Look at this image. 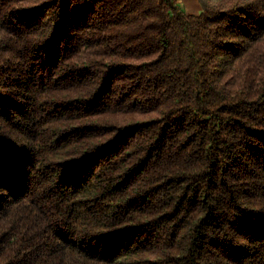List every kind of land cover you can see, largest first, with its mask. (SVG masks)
<instances>
[{
	"label": "trees",
	"instance_id": "16d2710c",
	"mask_svg": "<svg viewBox=\"0 0 264 264\" xmlns=\"http://www.w3.org/2000/svg\"><path fill=\"white\" fill-rule=\"evenodd\" d=\"M0 0V264H264V0Z\"/></svg>",
	"mask_w": 264,
	"mask_h": 264
},
{
	"label": "crops",
	"instance_id": "0c3cea01",
	"mask_svg": "<svg viewBox=\"0 0 264 264\" xmlns=\"http://www.w3.org/2000/svg\"><path fill=\"white\" fill-rule=\"evenodd\" d=\"M178 5L188 13L198 14L202 11L199 0H177Z\"/></svg>",
	"mask_w": 264,
	"mask_h": 264
}]
</instances>
